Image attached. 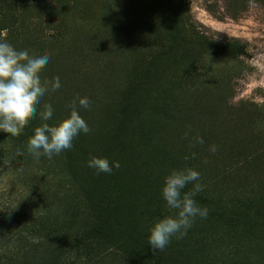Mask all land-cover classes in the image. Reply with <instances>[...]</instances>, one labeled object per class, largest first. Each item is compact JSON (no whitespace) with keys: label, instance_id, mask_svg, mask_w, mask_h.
<instances>
[{"label":"trees","instance_id":"16d2710c","mask_svg":"<svg viewBox=\"0 0 264 264\" xmlns=\"http://www.w3.org/2000/svg\"><path fill=\"white\" fill-rule=\"evenodd\" d=\"M151 1H110L112 28L93 34L81 48L50 54L39 70L41 82L59 77L61 87L41 98L43 106L19 135L0 132V161L11 160L6 165L23 185L17 207L0 205V264H264V104L232 105L227 66L218 72L213 62L175 86L158 83L154 94L149 84L178 56L184 39L227 64L245 46L237 38L218 41L196 31L180 1L159 20L168 40L161 37L158 50L146 54L138 7ZM250 1L228 0L229 15L236 18ZM13 4L0 0L2 40L11 37L7 15ZM216 6L208 11L215 13ZM79 97L90 101L87 109L77 104L90 131L59 155L36 160L26 142L43 123L39 113L50 104L47 123L55 125ZM92 156L120 167L98 174L87 167ZM186 168L200 174L196 183L204 188L194 199L208 215L196 217L185 235L171 237L157 251L147 244L149 229L174 214L161 187L172 171ZM192 188L188 184L182 192Z\"/></svg>","mask_w":264,"mask_h":264},{"label":"rangeland","instance_id":"374dc122","mask_svg":"<svg viewBox=\"0 0 264 264\" xmlns=\"http://www.w3.org/2000/svg\"><path fill=\"white\" fill-rule=\"evenodd\" d=\"M11 1L14 2L11 9H14H10L7 15L13 24L11 37L0 40L10 43L17 50H28L30 55L43 50L53 54L58 50L81 48L93 34L112 28L113 25L107 24L115 16V6L109 3L112 0H36L35 4L32 0ZM180 1L187 6V14H190L196 31L218 41L237 38L245 46V51L237 60L227 64L224 58L208 54L205 46L183 38L187 43L181 44L178 56L150 77L152 94L158 90V83L165 82L161 88L175 86L178 81L189 79L196 68L202 69L213 62L218 72L224 73L227 66V76L233 88L232 105L243 100L264 104V1H250L236 18H232L227 8L228 0H152L138 7L142 17L138 21L141 29L137 27L140 33L145 26L142 33L144 53L153 54L158 50L160 38H168L161 36L163 32L159 20L165 18L168 10ZM214 3L217 6L212 13L208 11V5ZM36 15H41L42 20H37ZM6 34L7 31L3 30L1 37ZM24 38H28L25 45L22 43ZM169 42L174 47L172 41ZM143 93L148 92L145 90ZM39 106H43L40 101L36 107ZM21 185L10 167L6 164L0 166V205L10 209L17 207L21 201L18 194L22 190Z\"/></svg>","mask_w":264,"mask_h":264},{"label":"clouds","instance_id":"9594fccd","mask_svg":"<svg viewBox=\"0 0 264 264\" xmlns=\"http://www.w3.org/2000/svg\"><path fill=\"white\" fill-rule=\"evenodd\" d=\"M49 59L50 54L46 50L30 55L28 50H17L10 43L0 40V132L12 137L19 135L28 118L36 112V105L41 98L49 90L61 87L59 77L41 82L39 70ZM77 104L80 109H87L90 101L87 97H79L69 106V115L55 125L47 123L53 117L52 106H44V110L39 113L43 123L34 129L33 135L26 142L27 151L36 160L41 156L51 159L59 155L72 147V141L77 135L90 131L79 114ZM195 142L203 143V139L196 137ZM209 151L214 153L216 146H210ZM16 153L19 154V149ZM10 161H0V166L10 164ZM87 167L98 174H110L120 164L118 161L110 162L106 157L92 156L87 161ZM199 179V172L192 168L174 170L165 177L161 196L167 208L174 210V214L158 219L149 229L147 244L153 249L162 251L171 237L185 235L196 217H207L208 209L199 206L194 199L204 188L201 183H196ZM188 184L193 185L192 190L182 192ZM4 187H7L6 181Z\"/></svg>","mask_w":264,"mask_h":264}]
</instances>
